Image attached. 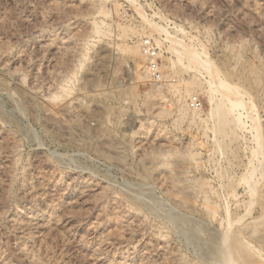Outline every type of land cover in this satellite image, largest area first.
<instances>
[{"label":"rangeland","instance_id":"obj_1","mask_svg":"<svg viewBox=\"0 0 264 264\" xmlns=\"http://www.w3.org/2000/svg\"><path fill=\"white\" fill-rule=\"evenodd\" d=\"M0 264H264V0H0Z\"/></svg>","mask_w":264,"mask_h":264},{"label":"bare ground","instance_id":"obj_2","mask_svg":"<svg viewBox=\"0 0 264 264\" xmlns=\"http://www.w3.org/2000/svg\"><path fill=\"white\" fill-rule=\"evenodd\" d=\"M146 21H148V20H146ZM154 27H155V26H154ZM153 30H154V29H153ZM155 30L159 31V30H161V28L158 30L157 27H156ZM157 31H156V32H157ZM161 31H162V30H161ZM159 33H160V31H159ZM162 33H163V32H162ZM171 39H172V38H171ZM170 41H171V40H170ZM174 41H176V40H174ZM172 43H173V42H172ZM176 44H177V43H176ZM176 44H172V45H176ZM172 45H171V46H172ZM177 45H178V44H177ZM178 46H179V45H178ZM173 47H174V46H173ZM173 47H172V48H173ZM176 47H177V46H176ZM177 48H178V47H177ZM188 52L190 53V51H188ZM141 54H142V53H141ZM188 55L191 56V57H190L191 60L194 59V58L192 57V54H191V53L188 54ZM189 56H188V57H189ZM188 59H189V58H188ZM196 59H197V58H196ZM196 59H195V60H196ZM195 60H193V62H195ZM189 61H190V60H189ZM199 61H200V59H199ZM206 61H207V60H206ZM193 62H190V63H193ZM196 63L199 64V62H197V60H196ZM196 63H195V64H196ZM200 63L202 64V62H200ZM203 64H204V63H203ZM206 64H207V63H206ZM208 65H209V64H208ZM210 66H211V65H210ZM185 67H186V66H185ZM207 68H208V66H207ZM209 68H211V67H209ZM204 69H205V68H204ZM213 70H214V69H213ZM205 71H206V70H205ZM209 71H210V69H209ZM209 73H210V72H209ZM209 73H208V74H209ZM216 74H217V73H216ZM212 75L215 76V72L212 71V74H211V76H210L211 78H213ZM216 76H217V75H216ZM215 78H216V77H215ZM215 78H214V79H215ZM214 79H213V80H214ZM211 81H212V80H211ZM215 81H217V82H216V87H220V86L223 87V84H222L223 82H220V80H219V82H218L217 79H216ZM215 81H213V82H215ZM209 87H210V86H209ZM222 89H223V88H222ZM209 94H210V93H209ZM212 94H213V93H212ZM232 99H233V98H231V100H232ZM233 101H234V99H233ZM215 109H216V108H215ZM215 109H214V110H215ZM214 110H213V111H214ZM212 113H214V112H212ZM215 113H216V111H215ZM215 113H214V114H215ZM217 113H218V112H217ZM214 114H213V115H214ZM216 115H217V114H216ZM217 116H219V115H217ZM217 116H216V117H217ZM220 117H221V116H220Z\"/></svg>","mask_w":264,"mask_h":264},{"label":"built area","instance_id":"obj_3","mask_svg":"<svg viewBox=\"0 0 264 264\" xmlns=\"http://www.w3.org/2000/svg\"><path fill=\"white\" fill-rule=\"evenodd\" d=\"M146 43H147V45L145 46V48H147V52H149L151 56L156 55V52H155L154 47H153V46L151 47L149 41H147ZM194 103H195L197 106H199L198 101H195Z\"/></svg>","mask_w":264,"mask_h":264}]
</instances>
